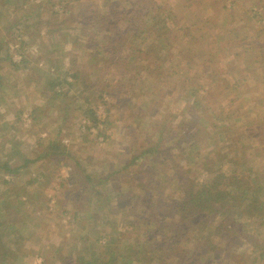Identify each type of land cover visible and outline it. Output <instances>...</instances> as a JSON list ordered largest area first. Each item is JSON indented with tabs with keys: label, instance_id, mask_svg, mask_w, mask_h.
Wrapping results in <instances>:
<instances>
[{
	"label": "rangeland",
	"instance_id": "374dc122",
	"mask_svg": "<svg viewBox=\"0 0 264 264\" xmlns=\"http://www.w3.org/2000/svg\"><path fill=\"white\" fill-rule=\"evenodd\" d=\"M200 82L207 96L194 103ZM35 137L59 164L54 176L77 171L67 199L85 173L120 171L105 192L71 201L86 239L66 264H264V0H0V154L34 148ZM132 151L146 153L124 170ZM201 162L263 189L247 198L236 179L230 230L200 223L188 239L174 223L180 189L170 178L181 163L195 166L192 180L210 178ZM116 190L131 194L127 211ZM38 218L48 227L47 213Z\"/></svg>",
	"mask_w": 264,
	"mask_h": 264
},
{
	"label": "crops",
	"instance_id": "0c3cea01",
	"mask_svg": "<svg viewBox=\"0 0 264 264\" xmlns=\"http://www.w3.org/2000/svg\"><path fill=\"white\" fill-rule=\"evenodd\" d=\"M40 135L42 139L39 140L42 141L44 133ZM36 139L33 141L36 143L34 148L24 150L22 145H16L9 152L5 147L3 154H0V157L6 158L0 159V166L5 172L4 177L0 176V186L6 188L0 194V202H4V199L10 201L9 206L6 207L4 203L3 208L0 207V264H58V259L66 264L73 246L80 243L81 238L86 239L85 235L82 237L85 227H72L80 222L82 213L72 205V193L68 192L70 198L67 199L63 192L64 187H72L76 182V178L71 180L76 175H70V171H67L70 177L66 180L65 175L54 176L59 164L56 166L49 162V151L38 152L37 144L40 142H36ZM28 154L31 155L27 158ZM105 167L100 170L108 172ZM56 179L60 182L57 185ZM43 213L50 216L48 227H40L37 220L34 222ZM62 224L70 227H57ZM75 229L81 233L79 238L75 237Z\"/></svg>",
	"mask_w": 264,
	"mask_h": 264
},
{
	"label": "trees",
	"instance_id": "16d2710c",
	"mask_svg": "<svg viewBox=\"0 0 264 264\" xmlns=\"http://www.w3.org/2000/svg\"><path fill=\"white\" fill-rule=\"evenodd\" d=\"M150 8H151L150 10L151 13L155 14V17L159 15V11L161 10V7L159 8V5L157 7L156 4L153 3V5H150ZM255 15L257 16L258 14L255 13ZM131 24L134 25L133 22ZM173 36L174 35L172 34L171 37ZM166 37L169 39V36H166ZM193 38L196 39L198 43L200 42V38L195 37V36ZM250 40L251 39L249 40L244 39V40H241L240 42L242 43V45L244 44L247 45ZM198 52L199 51H197V49H194L192 46L191 47L187 46L182 51V53H184V56L190 55V57H193V58L195 57V54H197ZM210 61L213 62V59H211ZM199 65L203 66L202 61L199 63ZM145 69L150 70V73L153 72V70H151V67H147ZM159 69L163 70V66L160 65ZM215 69H216L217 74L220 73L221 67L219 68L215 66ZM56 79H59V78H56ZM64 81L69 84L72 83V81H69L68 79H64ZM62 83H63V80L60 79L58 83H56L55 85H61ZM206 86L207 85L205 83L200 82L197 85L196 94L193 88H191V90L188 92L189 95L192 93L196 95L197 98H196V101H194V103H197L198 98H199L198 96H200V98H205L207 96V95L206 96L203 95V91H201ZM187 88L189 87L187 86ZM207 92L209 93L210 89ZM194 95H191V96H194ZM149 150H152V148H150ZM132 153H133V157L129 162H122L123 163L122 169L124 170L129 169L130 164L134 162V160H137L139 155L146 153V151H140L139 153H136V152L134 153L132 151ZM223 159H224L223 157L220 159V164L224 163ZM239 161L240 160L238 159L234 160V162L236 163ZM215 164L217 165V163ZM176 167H177L176 172L170 178V180L173 181L174 184L176 183L177 188L180 189V193L178 195L179 199L173 202L176 208L175 214L178 215V218H175L174 223H178V225L180 226L181 232H184V235L188 239H190L191 237L189 235L191 232H193L197 228L200 229L199 227L200 223L205 224V227H214V223H216V227L218 228L217 229L218 231H219V228L222 229L223 231L230 230L231 227H227V226H229L230 222L234 221V217L228 220V216L230 215L233 216V211H232L233 209H231V207H228V204L231 200L235 201V199H237V196L235 195V193L228 189V185H230V183L233 184L235 183L236 179H238L239 184L242 187H244L243 189L244 196L250 199H254L256 197L257 189L258 190L263 189L262 186L260 185L258 186L257 184L253 183L254 177L252 178L251 176H247L244 178L243 174L236 170L232 171L231 174H228L224 171H220V173L212 175V172H214V170L211 169L210 165L207 162H201L199 163L197 167L200 170H206L209 175H212L210 178H207L202 181L192 180L191 179L192 175L190 177L191 170L195 166L191 164L181 163L177 165ZM15 170L16 169H14L13 171ZM115 170H117V168H115ZM119 172L120 171L109 173V171L108 172L95 171L94 173H85L86 175L82 179L84 183L82 184V181H81L77 189L80 197L77 195L78 193H76V197L75 196L72 197L73 202L83 203L84 201H90L91 197L95 195H99L100 191L105 192L106 189L104 188V186L108 185L109 183L108 181L110 177L118 175ZM78 173L82 174L81 172H78ZM73 174H77V171L73 172ZM170 180L169 178H166V181L169 183H171ZM98 187H101L100 188L101 190L98 189ZM114 193H116L115 195L116 200H117L116 205H118L117 210L122 205L121 209L127 211L128 207L124 205L123 203L125 202V199L129 197L131 194L130 195L125 194L120 190H116V192ZM84 194H86V197H84ZM106 201H107L106 206H110L111 205L110 199H107ZM146 203L148 202L146 201ZM101 207H103V204H101ZM91 216L93 217V215ZM91 216L89 215V217ZM94 224H95L94 227H97L96 226L97 223L94 222ZM110 243H113V240H110ZM155 244L159 245V241L156 242ZM104 248H106V246H104ZM118 253H119L118 250L114 251V254H118ZM80 257L84 258L83 255L78 256V258Z\"/></svg>",
	"mask_w": 264,
	"mask_h": 264
},
{
	"label": "built area",
	"instance_id": "2783aa9c",
	"mask_svg": "<svg viewBox=\"0 0 264 264\" xmlns=\"http://www.w3.org/2000/svg\"><path fill=\"white\" fill-rule=\"evenodd\" d=\"M91 130H92V131H94V130H95V129H94V127H93V128H91Z\"/></svg>",
	"mask_w": 264,
	"mask_h": 264
}]
</instances>
